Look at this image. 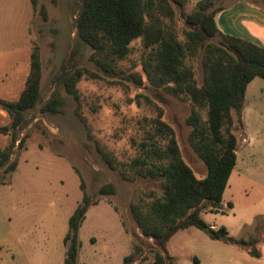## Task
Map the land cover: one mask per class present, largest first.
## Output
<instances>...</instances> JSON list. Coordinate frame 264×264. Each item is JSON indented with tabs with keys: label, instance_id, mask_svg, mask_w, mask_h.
<instances>
[{
	"label": "rangeland",
	"instance_id": "374dc122",
	"mask_svg": "<svg viewBox=\"0 0 264 264\" xmlns=\"http://www.w3.org/2000/svg\"><path fill=\"white\" fill-rule=\"evenodd\" d=\"M193 4L187 2L182 9L172 4L180 39L187 28L181 12H190ZM79 6L80 0H36L35 7L30 0H0V99L15 100L23 89L33 45L38 46L41 60L40 100L26 113V125L18 134L23 145H15L10 156L16 167L8 173L0 169V264H63L68 218L82 198L80 180L94 204L78 230L75 264H152L155 251L165 256L166 264H239L236 247L210 239L193 226L175 232L164 249L141 234L129 205L148 201L151 192L159 195L162 184L131 173L124 179L119 164L138 154V142L149 128L147 120L161 109L182 159L198 178L204 177L206 168L188 142L190 126L185 119L191 104L185 97L150 86L141 64L148 49L140 38L130 44L114 74L98 70L89 58L91 47L76 41ZM189 64L201 83L199 56ZM62 67L86 68L100 75H83L76 83L77 111L74 97L56 82ZM130 74L136 78L126 79ZM53 93L62 104L56 112L41 111ZM233 117L238 149L222 195L225 207L223 212L206 207L199 215L207 225L224 227L231 237L264 241V221L257 215L264 208L263 79L255 77L247 84L240 121L234 113ZM9 120L0 108V126ZM7 142L9 136L0 134V147ZM97 145L116 158L114 169L101 160ZM105 184L114 187L113 194L99 193ZM126 256L131 259L125 263Z\"/></svg>",
	"mask_w": 264,
	"mask_h": 264
},
{
	"label": "trees",
	"instance_id": "16d2710c",
	"mask_svg": "<svg viewBox=\"0 0 264 264\" xmlns=\"http://www.w3.org/2000/svg\"><path fill=\"white\" fill-rule=\"evenodd\" d=\"M189 0H80L74 19L76 41L91 47L89 55L98 70L111 76L118 61L130 52V44L140 38L148 49L142 59L145 79L155 89L185 97L191 109L185 121L190 126L188 142L202 161L206 174L198 178L181 157L173 128L162 119L161 109L148 119L149 128L138 142V154L129 162L120 163L122 178L133 176L159 180L162 191L151 192L148 201L130 203L129 210L141 234L152 238L164 249L165 243L178 230L189 226L202 230L213 240H222L248 248L251 255L258 239L234 238L224 227L214 229L200 217L201 209L223 212L222 195L236 163L238 139L232 129L235 114L240 121L247 84L255 77L264 80V47L246 39L223 34L215 23V14L222 9L215 0H198L188 13H182L183 39L174 29V10ZM32 7L36 0H30ZM41 12L46 18L43 7ZM218 37V38H217ZM216 41H212L213 39ZM199 56L203 78L198 83L189 60ZM99 78L86 68H64L55 77L71 94L79 108L76 83L83 76ZM126 79H135L130 74ZM41 60L39 48L33 45L29 70L23 89L15 100L0 99V108L9 117V124L0 126V134L9 136V143L0 149V169L4 173L16 167L10 161L15 145L21 147L18 134L26 125V113L40 100ZM141 84V79L136 80ZM62 100L53 93L41 106V111L56 112ZM78 114V112H77ZM17 143V144H16ZM101 160L110 168L117 165L115 157L96 146ZM82 191L80 203L68 218L63 237V264H75L78 251V230L91 204L90 196ZM100 194H113L111 184L102 185ZM230 207V203L227 204ZM131 256H126V263ZM197 262L194 258L193 263ZM152 264H166L165 256L154 252Z\"/></svg>",
	"mask_w": 264,
	"mask_h": 264
},
{
	"label": "crops",
	"instance_id": "0c3cea01",
	"mask_svg": "<svg viewBox=\"0 0 264 264\" xmlns=\"http://www.w3.org/2000/svg\"><path fill=\"white\" fill-rule=\"evenodd\" d=\"M196 1L198 0H189L188 2L193 4ZM221 7L222 9L214 17L220 32L246 39L264 47V3L259 5L250 0H229ZM5 145H2L0 149ZM257 215L261 216L264 221V208ZM210 226L214 229L217 228L215 224H210ZM231 245L238 249L236 252L240 261L239 264H264V241L258 240L255 244L254 249L258 253L255 256L251 255L248 248L244 246Z\"/></svg>",
	"mask_w": 264,
	"mask_h": 264
}]
</instances>
